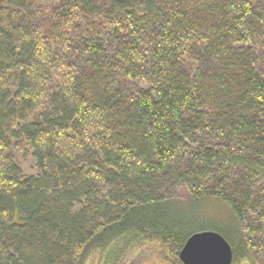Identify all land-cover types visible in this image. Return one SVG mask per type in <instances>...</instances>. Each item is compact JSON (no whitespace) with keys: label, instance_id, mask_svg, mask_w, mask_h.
Segmentation results:
<instances>
[{"label":"trees","instance_id":"16d2710c","mask_svg":"<svg viewBox=\"0 0 264 264\" xmlns=\"http://www.w3.org/2000/svg\"><path fill=\"white\" fill-rule=\"evenodd\" d=\"M209 199L234 229L187 230ZM203 231L264 264V0H0V264H182Z\"/></svg>","mask_w":264,"mask_h":264},{"label":"rangeland","instance_id":"374dc122","mask_svg":"<svg viewBox=\"0 0 264 264\" xmlns=\"http://www.w3.org/2000/svg\"><path fill=\"white\" fill-rule=\"evenodd\" d=\"M26 166V167H25ZM29 163H24V167L27 168ZM184 203V202H183ZM175 203L174 205L178 204V208H183V212L186 214L185 217L183 216L182 222L186 225L187 230L191 231L194 230H214L213 228H217L218 231H223L225 228L227 229H234L235 221L231 214L229 207L219 202L215 199L205 200L203 202L197 203L198 206L195 204H184ZM220 227V228H219ZM220 230H219V229ZM150 253L144 251H140L138 254V258L134 260L132 264H148L146 260L150 258Z\"/></svg>","mask_w":264,"mask_h":264},{"label":"water","instance_id":"95a60500","mask_svg":"<svg viewBox=\"0 0 264 264\" xmlns=\"http://www.w3.org/2000/svg\"><path fill=\"white\" fill-rule=\"evenodd\" d=\"M178 258L182 264H231L232 250L219 233L203 231L186 240Z\"/></svg>","mask_w":264,"mask_h":264}]
</instances>
